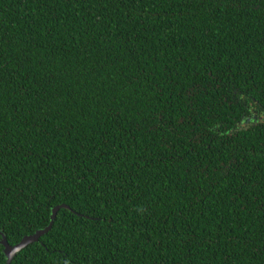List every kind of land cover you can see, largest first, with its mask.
<instances>
[{"label": "trees", "instance_id": "1", "mask_svg": "<svg viewBox=\"0 0 264 264\" xmlns=\"http://www.w3.org/2000/svg\"><path fill=\"white\" fill-rule=\"evenodd\" d=\"M59 205L9 264H264V0H0V240Z\"/></svg>", "mask_w": 264, "mask_h": 264}, {"label": "water", "instance_id": "2", "mask_svg": "<svg viewBox=\"0 0 264 264\" xmlns=\"http://www.w3.org/2000/svg\"><path fill=\"white\" fill-rule=\"evenodd\" d=\"M56 206L52 209V213L49 219V224L44 227L43 229H39L36 230L34 233L29 234V235H25L22 237V239L20 241H18L17 243H15L14 245H9L5 239V237H2L0 240V243L3 246V253L6 257V262L4 264H9L11 259L13 258V256L22 248H24L26 245L35 242L38 240V238L43 235L44 233H46L50 228L51 225L53 224L56 212L58 210V208L60 207ZM64 206V205H62Z\"/></svg>", "mask_w": 264, "mask_h": 264}]
</instances>
